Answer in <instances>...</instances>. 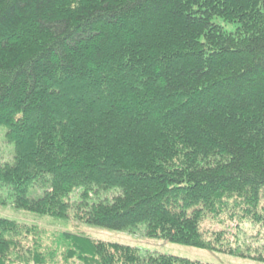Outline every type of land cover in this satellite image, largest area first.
Masks as SVG:
<instances>
[{"label": "trees", "instance_id": "obj_1", "mask_svg": "<svg viewBox=\"0 0 264 264\" xmlns=\"http://www.w3.org/2000/svg\"><path fill=\"white\" fill-rule=\"evenodd\" d=\"M0 132L18 209L264 262V0H0ZM0 264L206 263L0 217Z\"/></svg>", "mask_w": 264, "mask_h": 264}, {"label": "rangeland", "instance_id": "obj_2", "mask_svg": "<svg viewBox=\"0 0 264 264\" xmlns=\"http://www.w3.org/2000/svg\"><path fill=\"white\" fill-rule=\"evenodd\" d=\"M216 22L228 32H234L238 27L237 23H228L221 19L216 20ZM12 151L13 146L6 143L5 134L0 132V158L10 160ZM83 190V188H79L73 192L71 194V201L77 202ZM118 193V190H111L108 193L101 194L99 197L94 196L90 201L94 203L105 199L112 200ZM0 217L37 227L41 232L45 246H52L53 239L58 238L60 233L68 232L83 235L96 241L128 245L138 249L143 255L166 254L206 264H264L263 261L249 257L178 244L166 239L151 238L147 236L144 224L139 225L133 230H114L93 226L72 218L61 219L42 216L16 208L7 191H0Z\"/></svg>", "mask_w": 264, "mask_h": 264}]
</instances>
